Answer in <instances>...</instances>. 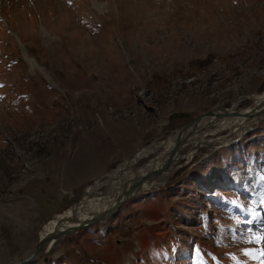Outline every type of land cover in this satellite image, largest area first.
<instances>
[{"label": "rangeland", "instance_id": "obj_1", "mask_svg": "<svg viewBox=\"0 0 264 264\" xmlns=\"http://www.w3.org/2000/svg\"><path fill=\"white\" fill-rule=\"evenodd\" d=\"M263 91L264 0H0V264L140 144L135 165ZM214 120L198 131H227ZM250 122L241 162L213 141L188 159V139L149 190L19 264H189L195 237L211 264H264V115Z\"/></svg>", "mask_w": 264, "mask_h": 264}, {"label": "water", "instance_id": "obj_2", "mask_svg": "<svg viewBox=\"0 0 264 264\" xmlns=\"http://www.w3.org/2000/svg\"><path fill=\"white\" fill-rule=\"evenodd\" d=\"M234 114L244 115L248 117L257 116L255 120L260 118L261 116L264 115V97L258 100L253 99L251 102L245 103L240 106L219 105L216 107H209L203 111L197 112L192 118H190L189 120L183 122L182 124L176 127V130L174 131L172 136L170 135L172 137L171 143H169L168 145L165 144L169 139H171V137H169L166 141L163 140L161 142L159 141L157 144L154 143L155 145L152 144V146H159L160 144H163V146L144 162L138 165H135L134 162L133 165H131L130 158H132V156L136 153V151H140L141 148L145 147V145L142 144L137 146L129 155H127L122 161H120L119 164L121 165H119L118 167L119 170L118 173L115 172L114 174L113 173L109 174L108 172H110L112 168L105 173L108 180L116 178L119 173L120 175L121 174L125 175V177H121V184H120L122 185L121 190L118 191L115 199L110 204H108L106 207L102 209H98L96 211L86 213L82 217H79L78 215L76 216L68 215L65 217H61L58 220V222L68 220L69 223L59 224L54 226L52 229L45 230L39 233L40 228L43 226L42 224L44 223V221L50 219L52 215H54V211H53L49 216L43 219L41 225L39 226V229L37 231L38 236L35 242L34 250L28 255V257L23 258L20 261H26L40 252H47L51 248L53 243L60 236L64 235L65 233L73 232L77 230L80 226L86 225L95 220H102L107 218L112 212H114L117 209V207L126 198L130 197L136 192L150 188L155 183H158V179H159L158 177L161 174L162 170L171 166L173 159L177 154V151L188 141L187 137H189L190 135L196 132L195 131L196 127L203 119L206 120L207 118L218 117V116L225 117ZM252 124L253 123H250L242 127L235 136H231L227 133L229 131H225L226 137L223 140L219 139L217 143H228L237 140L241 136L242 131H244L248 125L251 126ZM221 135H223V133ZM209 141H214V140L209 139ZM197 142L205 143L207 141H197ZM197 142L195 144H197ZM188 149L189 148H186L185 151H188ZM135 167L136 169L145 167V169L140 173L129 175L128 171ZM115 184L116 183H114L112 186L103 187L102 189L96 192H102V193L112 192L113 190H115V186H119L118 184L117 185ZM84 193H85V187L83 188L80 195L71 204L67 205L66 207H69L70 211L74 210L78 206L79 204L78 201L81 199V196ZM20 261L16 262L15 264L20 263Z\"/></svg>", "mask_w": 264, "mask_h": 264}, {"label": "bare ground", "instance_id": "obj_3", "mask_svg": "<svg viewBox=\"0 0 264 264\" xmlns=\"http://www.w3.org/2000/svg\"><path fill=\"white\" fill-rule=\"evenodd\" d=\"M263 97H264V91L262 93L256 95V99L257 100L258 99H261ZM220 117H224V116L211 117V118H207L206 120L203 119L198 124V126L195 129L196 132L194 131L195 133H193L192 135H190L189 137H187V140L188 139H191L193 137H197V139L195 141L193 140L191 143H189V147H188L189 149H188V151L185 152V155L184 156H186L188 159H189L190 156H192V153H194V148L192 146L197 141H207V142L210 143L212 141H209V139H211V140H214L213 142L216 143V145H218L217 144V141H219V139L223 140L226 137V132H224L225 135H224V133H223V135H221L222 133H220V134H217V135H215V136H213L211 138H207V137H205V134L203 132L204 130L198 131V129L201 128L202 126L209 125L210 122L208 124V121H211V120H214V119L216 120L217 118H220ZM256 117H248V116L237 115V114L228 115V116H225V120L221 121V122H223V124L221 126L222 127L223 126L224 127L227 126V131H229V133L233 132V130H236L238 132L240 130L241 126H246L247 124H250L251 123L250 121H253V119H255ZM215 120L213 121L214 123H215ZM216 129L217 128H215V130ZM171 140H172V137L165 144L168 145L169 143H171ZM157 143H155V144H157ZM201 143H203V142H201ZM201 143L197 142V144H201ZM219 144H222V143H219ZM154 147L155 146H152V149ZM144 150H145V147L141 148L140 151H136V153L132 156V158H130L131 165H133V163L144 153ZM187 152H188V155H187ZM172 164H173V162H172ZM172 164L168 168L162 170V172H161L160 175H162L165 171H171L172 170V166H173ZM173 167L175 168V166H173ZM135 169H136V167L133 168V169H131V170H129L128 171L129 175L136 174V173H140V172H142L145 169V167H141V168H138L136 170ZM115 172H117V173L119 172L118 168H115V169L111 170L108 173L109 174H111V173L114 174ZM119 175H120V173L118 174V176ZM118 176L116 178H113V179L107 180V181L106 180H100L99 182L96 181L94 183V185L89 186L85 190V193L83 194V197L78 201L79 204H78V206L74 210H71L70 211V208L68 207V209L65 210V211H63V212L54 213V215H52V217L50 219L44 221V225L42 226L40 232H43L45 230L52 229L54 226L59 225V224L69 223L68 220L62 221V222H58V220L61 217H65V216H68V215H70V216H73V215L76 216V215H78L79 217H82L86 213H90L92 211H96L98 209H102V208L106 207L108 204H110L115 199L116 194L122 188V185H120L121 184V177H125V175L124 174H121L119 177ZM104 181H106L105 182V187L112 186L114 183H116L115 185L118 184L119 186H115V190H113L112 192H109V193L96 192V191H99L100 189H102L101 187H98V186L103 185L104 184L103 183ZM88 191H89V193H88ZM21 262L22 261H20V263Z\"/></svg>", "mask_w": 264, "mask_h": 264}, {"label": "trees", "instance_id": "obj_4", "mask_svg": "<svg viewBox=\"0 0 264 264\" xmlns=\"http://www.w3.org/2000/svg\"><path fill=\"white\" fill-rule=\"evenodd\" d=\"M226 148L227 153L230 151L229 155L231 154L232 157H239L242 154H247L249 152V147H247L241 139L228 143Z\"/></svg>", "mask_w": 264, "mask_h": 264}]
</instances>
